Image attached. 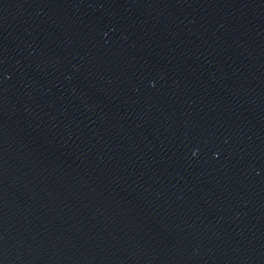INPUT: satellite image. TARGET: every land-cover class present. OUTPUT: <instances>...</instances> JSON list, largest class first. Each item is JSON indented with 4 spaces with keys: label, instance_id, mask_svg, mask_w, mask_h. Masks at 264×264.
<instances>
[{
    "label": "water",
    "instance_id": "1",
    "mask_svg": "<svg viewBox=\"0 0 264 264\" xmlns=\"http://www.w3.org/2000/svg\"><path fill=\"white\" fill-rule=\"evenodd\" d=\"M0 264H264V0H0Z\"/></svg>",
    "mask_w": 264,
    "mask_h": 264
}]
</instances>
